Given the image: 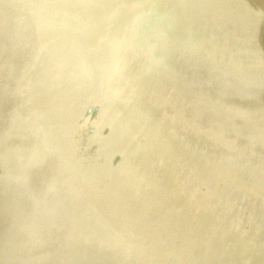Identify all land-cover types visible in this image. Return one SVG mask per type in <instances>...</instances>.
<instances>
[{"label": "bare ground", "instance_id": "1", "mask_svg": "<svg viewBox=\"0 0 264 264\" xmlns=\"http://www.w3.org/2000/svg\"><path fill=\"white\" fill-rule=\"evenodd\" d=\"M0 225L30 264H264V0H0Z\"/></svg>", "mask_w": 264, "mask_h": 264}, {"label": "water", "instance_id": "2", "mask_svg": "<svg viewBox=\"0 0 264 264\" xmlns=\"http://www.w3.org/2000/svg\"><path fill=\"white\" fill-rule=\"evenodd\" d=\"M144 212H146V209H144ZM140 214L141 212L138 214L139 219L142 218ZM1 226L3 225H0V230L2 229ZM154 229L155 227H153V225L151 227L149 226V230H150L149 233L155 232ZM5 235L7 236V238L0 240V264H30L29 262H32L31 258L29 259L28 257H23L20 254L21 252L17 248H15V246L12 243L9 244L8 234H5ZM12 239L13 238H11L10 242L12 241Z\"/></svg>", "mask_w": 264, "mask_h": 264}]
</instances>
